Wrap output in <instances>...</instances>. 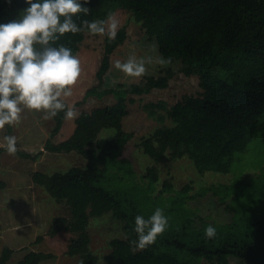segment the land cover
Here are the masks:
<instances>
[{
    "label": "trees",
    "instance_id": "obj_1",
    "mask_svg": "<svg viewBox=\"0 0 264 264\" xmlns=\"http://www.w3.org/2000/svg\"><path fill=\"white\" fill-rule=\"evenodd\" d=\"M27 6L25 0H0V23L16 19ZM85 6L90 8V14L78 13L73 18L78 25L84 19L106 20L115 8L132 13L148 37L157 42L161 56L170 57L171 62L179 61L186 77L198 78L201 91L171 107L164 101L148 104L152 114L154 109L168 113L172 125L162 126L141 140L140 147L156 164L147 169L146 185L138 183L132 162L124 157L134 137L124 129V122L129 114L128 105L136 97L170 87L175 77L171 69L159 77L149 76L128 89L120 86L105 92L115 95L117 101L83 110L75 120L72 135L54 143L67 121L64 112L58 113L53 118L46 151L77 152L88 163L85 168L66 172L33 174L36 185L69 209V217L54 219L50 236L56 237L62 231L72 233L68 255L79 256L82 264H98L99 258L91 250L88 227L92 218L110 214L122 224L125 237L111 241V251L105 256L107 264H200L202 261L231 264L232 259L238 260V264H264V196L260 198L257 191L252 197L253 214L246 215L248 209L243 213L240 204L244 195L236 185L208 189L222 201L233 196L228 209L237 215L232 225L216 228L217 235L212 239L204 234L207 220L189 207V201L196 198L189 196L190 185L175 191L173 184L166 181L162 192L154 194L159 181L157 165L166 158L172 161L188 158L200 174L229 173L238 155L247 152L257 136L264 144V0H90ZM87 33V30L66 33L57 43L69 47L78 56ZM126 39L125 28L114 39L106 35L105 52L97 73L100 83L111 68L112 55ZM6 128L9 135L13 125ZM109 129L115 130V135L101 138L102 131ZM4 152L6 147L0 149V165ZM42 153L33 156L17 151L18 156L33 160ZM98 161L108 166L100 169ZM110 169L132 180L131 195L119 196L103 187ZM6 187L7 183L0 177V191ZM157 208L168 218V227L153 244L139 249L131 243L138 239L134 218L141 215L147 219ZM42 239L39 236L36 241ZM13 254L14 250L5 247L0 264H10ZM54 257L51 253L30 251L17 264H41Z\"/></svg>",
    "mask_w": 264,
    "mask_h": 264
},
{
    "label": "rangeland",
    "instance_id": "obj_2",
    "mask_svg": "<svg viewBox=\"0 0 264 264\" xmlns=\"http://www.w3.org/2000/svg\"><path fill=\"white\" fill-rule=\"evenodd\" d=\"M113 14L120 22L117 32L125 28L127 39L112 55L111 68L104 82L100 83L97 73L105 52L106 35H93L88 32L77 56L81 62V75L73 86V95L66 98L65 102L68 106L74 105L80 114L83 110L114 104L117 97L113 94H105L107 91L115 90L120 86L128 89L132 85L144 82L149 76L159 77L169 69L175 73L168 89L154 90L150 94L136 97V101L128 105L129 114L125 119L124 129L133 133L134 137L127 145L124 157L132 162L138 183L146 185L149 182L145 178L147 169L156 164L140 147L141 140L162 126L172 125L168 113L154 109L152 114V109L147 108L148 104L164 101L168 107H171L186 96L197 95L201 89L197 77H186L182 73L179 61L171 62L166 66H160L155 62L147 65V74L140 78L128 77L116 69L115 61H125L129 55H136L137 58L152 56L154 60L162 56L157 42L148 37L141 23L135 20L132 13L115 8ZM90 90H94L93 93L89 94ZM42 115L43 113L24 110L21 121L13 125L9 135L17 137L18 150L33 156L43 153L36 160L24 159L17 153L15 155L3 153L1 156L0 174L8 186L0 191V201H2L0 216L2 212L7 215L6 218L3 214L4 217L0 218V221L3 224L4 221H8L10 226L5 227V236L3 239L0 238V254L5 247L16 250L10 264H17L30 251L55 255L54 258L41 264H82L79 256L71 257L67 253L74 237L72 233L62 231L56 237H51L49 234L55 218L69 217L67 205L64 202L58 203L44 188L36 185L32 176L40 171L52 174L66 172L72 168H85L88 161L77 152L50 153L46 151L45 144L50 138L54 121L53 119L44 120ZM161 116L165 118L164 121H161ZM75 120L76 118L67 119L61 133L53 139L54 143H60L72 135L76 126ZM115 133L112 129L104 130L100 137L111 138ZM7 135L5 126L4 129H0V149L5 147L4 137ZM98 166L101 169L108 164L98 161ZM157 167L159 181L155 185L154 194L158 195L162 192L166 181L173 184L175 191L190 185L189 196H196V198L189 201V207L195 209L201 218L207 220L208 224H205L203 230L209 225L218 229L226 228L237 220V215L235 216L228 209V206L232 204L233 196L222 201L220 196L216 197L213 190H208L209 188L219 185H236L238 191L244 195L240 204L244 207L243 213L248 209L246 215L253 214L251 213L254 208L253 192L257 191L260 198L264 196V144L260 136L253 140L247 152L238 155L229 173L200 174L188 158L175 161L166 158ZM131 181L110 169L102 185L116 195H131L133 190ZM172 195H176V192ZM178 219L181 220L182 217ZM193 229L197 228L194 226ZM88 232L91 236V250L99 258L98 264H107L105 256L111 251V241L125 237L122 224L113 219L110 214L92 218ZM39 236L43 239L37 242ZM200 264L210 263L202 261ZM231 264H238V260L232 259Z\"/></svg>",
    "mask_w": 264,
    "mask_h": 264
},
{
    "label": "clouds",
    "instance_id": "obj_3",
    "mask_svg": "<svg viewBox=\"0 0 264 264\" xmlns=\"http://www.w3.org/2000/svg\"><path fill=\"white\" fill-rule=\"evenodd\" d=\"M28 5L19 16L0 23V129L18 124L24 110L43 113L44 120L64 112L72 120L79 116L75 106H68L66 98L73 95V86L81 75V62L72 50L58 44L66 33L76 34L87 30L90 34L107 35L114 39L120 22L113 13L106 20L84 19L78 25V13L90 14L85 6L90 0H25ZM171 64V58L152 56L137 58L129 55L125 61L116 60L114 67L128 77L140 78L147 74V65ZM6 151L15 155L17 137H4ZM134 231L138 239L131 243L139 249L153 244L168 227V218L162 209L145 219L135 218ZM204 234L212 239L217 229L209 225Z\"/></svg>",
    "mask_w": 264,
    "mask_h": 264
},
{
    "label": "crops",
    "instance_id": "obj_4",
    "mask_svg": "<svg viewBox=\"0 0 264 264\" xmlns=\"http://www.w3.org/2000/svg\"><path fill=\"white\" fill-rule=\"evenodd\" d=\"M4 153H8V152H4ZM3 154V153H2ZM2 156V155H1ZM1 168H2V161H1V165H0V170H1ZM15 172V171H14ZM0 177H1V174H0ZM2 178V177H1ZM2 180H4L3 178H2ZM5 181V180H4ZM6 182V181H5ZM7 183V182H6ZM33 185H35L34 183H33ZM7 186H8V183H7ZM7 188V187H6ZM5 188V189H6ZM2 201H0V204L2 205V203H1ZM0 205V206H1ZM4 215H5V217L7 218V215L5 214V212H2ZM3 214H1V216H0V218H3L4 217V215ZM1 220V219H0ZM0 225H1V227H2V230L0 231V238L1 239H3L4 238V236H5V233H6V231H5V227L6 226H10L9 224H8V221H4V224L0 221ZM10 248V247H9ZM12 250H14V249H12ZM15 251L16 250H14V253H15ZM14 255V254H13ZM25 256V255H24ZM11 261V260H10Z\"/></svg>",
    "mask_w": 264,
    "mask_h": 264
}]
</instances>
